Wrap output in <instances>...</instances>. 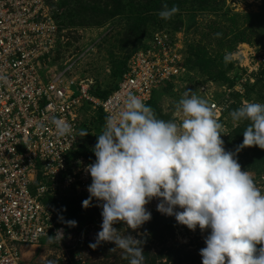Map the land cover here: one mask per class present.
Here are the masks:
<instances>
[{
    "label": "built area",
    "instance_id": "1",
    "mask_svg": "<svg viewBox=\"0 0 264 264\" xmlns=\"http://www.w3.org/2000/svg\"><path fill=\"white\" fill-rule=\"evenodd\" d=\"M60 1L0 0V75L7 77V85L0 84V264H23L25 253L58 229L63 231L60 243H47L65 251L72 264H85L101 222L68 231L43 200L69 190L89 195L90 163L76 168L83 159L74 153L81 143L78 133L86 124L84 114L93 118L99 110L105 117L115 114L128 93L146 104L158 87L191 74L179 32L159 28L129 56L108 97L96 96L93 82L73 76L71 66L50 65L64 38ZM214 83L222 88L220 94L214 93ZM199 87L210 98L218 120L232 86L209 80ZM53 117L64 118L72 133L58 137ZM152 200L145 205L151 219L158 212L164 220L185 226L157 211L159 200ZM113 226L123 235L126 224ZM104 243L115 248L114 242Z\"/></svg>",
    "mask_w": 264,
    "mask_h": 264
},
{
    "label": "clouds",
    "instance_id": "2",
    "mask_svg": "<svg viewBox=\"0 0 264 264\" xmlns=\"http://www.w3.org/2000/svg\"><path fill=\"white\" fill-rule=\"evenodd\" d=\"M178 11L176 5L163 4L157 15L167 20ZM233 59L225 53L223 62ZM0 84L7 85L6 76L0 75ZM177 107L184 117L179 124L158 118L128 93L122 108L105 117L92 148L95 161L86 166L91 183L82 206L88 207L93 198L103 202L100 230L89 246L111 241V250H124L129 264H143L140 241L119 234L113 225L123 222L137 229L151 219L145 205L157 198L160 213L190 230H210L199 250L202 264H264V192L223 147L221 124L205 98L185 92ZM229 115L233 121L249 122L237 151L253 145L264 149V103L242 102ZM51 123L58 137L72 133L62 117ZM87 134L80 130L78 136ZM64 223L75 227L77 221ZM47 236L49 242L60 243L63 231Z\"/></svg>",
    "mask_w": 264,
    "mask_h": 264
},
{
    "label": "rangeland",
    "instance_id": "3",
    "mask_svg": "<svg viewBox=\"0 0 264 264\" xmlns=\"http://www.w3.org/2000/svg\"><path fill=\"white\" fill-rule=\"evenodd\" d=\"M99 1L105 5L106 0ZM134 1L143 4L147 0ZM76 4L77 0H65L64 5L60 6L63 9L59 18L65 29L64 38L60 40L61 43L53 58L51 57L50 65L57 64L61 68L71 66L70 72L73 76L81 80H90L93 82L91 86L97 85L101 90H110L118 83L120 76H115L114 70L121 61L140 49L141 44L148 41L152 33L159 28L179 32L180 45L183 46L182 54L186 59L192 47L206 45L211 57L216 58L215 64L219 66L218 70L226 71L228 65L233 62V67L227 71V78L216 81L220 84L232 85V90L227 97L229 102L218 119L221 124V139L225 150L235 154L234 158L240 164L241 170H247L256 186L264 192V157L257 156L251 146L237 151L243 140L242 130L249 122L247 120L233 121L229 115L242 102L264 103V76L260 73L264 66V14L261 13L264 0H214L212 4L202 6L197 1L187 0L179 5V11L167 20L160 18L157 11L151 12L141 38H138L136 30L131 25L132 19L128 15L101 12L94 17H86L83 22L76 13ZM168 6L171 7V5ZM110 7L109 3L107 5L109 11ZM250 15L256 17L251 28H249L250 25L248 26ZM215 22L218 26L221 23L219 27L224 28V30L220 28L223 33L218 37V41L222 39L225 42L222 47H218L214 37H212L213 41L211 40L210 32H214ZM234 24H236L237 32L244 30L248 38V42L237 43L235 48L230 47L235 33L229 32L234 28ZM216 52L223 55L231 53L234 59L227 64L220 63V56ZM187 66L191 74L173 83L160 86L154 91L152 97L157 101L159 113L156 116L158 118L166 121L173 120L179 124L184 117L178 111L177 105L185 92L209 101L210 98H207L206 93L199 87L211 80L209 69L202 70L194 61H187ZM237 72L238 74L240 72L239 78L234 83ZM213 87L215 94L222 92V88L215 83ZM91 116V113H85L83 116V122L86 124L82 130L88 131V134L81 137V143L89 148L96 143L97 135L103 130V126H95L94 118ZM81 156L77 153V157ZM81 158L83 160L77 163L76 168L85 166L87 159L83 156ZM70 192L73 191H67L66 195L73 194ZM75 197L85 215L92 216L85 221L88 222L87 224L102 222V201L93 198L88 207H83L82 201L89 195L80 193ZM159 219L165 221L161 216ZM148 222L135 230L127 226L122 230L123 234L132 235L140 241L138 246L141 245L143 249V264H202L199 250L205 247L204 238L210 230L201 231L199 227L196 230H190L187 226L179 225L172 230L163 222L156 225H150ZM47 242V238H43L41 246L30 248L23 256V264H72L65 251ZM256 247L259 249L261 245ZM113 248L104 242H100L95 248L91 247L89 255H86L85 264H129L124 250L119 248L111 250Z\"/></svg>",
    "mask_w": 264,
    "mask_h": 264
},
{
    "label": "trees",
    "instance_id": "4",
    "mask_svg": "<svg viewBox=\"0 0 264 264\" xmlns=\"http://www.w3.org/2000/svg\"><path fill=\"white\" fill-rule=\"evenodd\" d=\"M71 1V0H70ZM187 0H147L145 3L140 4L136 3L134 0H109V2H105V5H103L99 0H77L76 4V13L79 14L78 16L81 17V21H85V18L90 16L94 17V15H97L98 13H122L124 15H128L132 21L131 25L133 28L136 30L138 38H141L144 34V29L148 23L149 20V14L153 11H159L162 9L163 4L167 5H176L177 7L181 5L183 2H186ZM197 1L199 5H209L214 2V0H194ZM65 0L60 1V6L64 5ZM110 3V11L107 8V5ZM263 11H264V5H263ZM261 10V13L264 14ZM250 19V22L248 24L249 28H251L252 24L255 22V18L253 15L248 16ZM234 21L237 22V20L233 17ZM248 19V20H249ZM234 28L230 29L229 32H234V41L230 45L233 46V48L236 47L237 43H242V42H248V38L244 34L245 31L243 32H237L236 30V24H234ZM219 26H221V23H219ZM218 24L215 22V30L214 32H210L211 40L213 41L212 37L216 39V42L218 43V47H222L225 42H223L222 39L218 41V37L215 35V33H220L222 35L221 29L224 30L223 27H219ZM247 26V28H248ZM221 28V29H220ZM144 46V43L141 44ZM141 46V47H142ZM189 55L187 58V61H194L196 65H198L202 70H208V73H211V80L213 81H218V80H224L227 78V71L233 67V62H231L228 65V68L226 71L224 69L218 70V65L216 63V58L211 57L210 50L207 48L206 45L199 46L198 48H193L189 50ZM218 56H220V63H223V54H220L219 52H216ZM194 57V58H192ZM129 56L120 62V64L117 66V68L114 70V75L115 76H121V74L124 71V68L126 66L127 60ZM205 70V71H206ZM218 71L216 74L213 72ZM261 76H264V66L262 70L260 71ZM240 74V72H239ZM238 72L235 74L234 77V83L236 80L239 78L238 77ZM229 80V77H228ZM233 84V81L231 82ZM230 85V84H229ZM232 86V85H230ZM117 87V84L110 90H101L97 85L93 86L92 92L100 97V98H107L108 95ZM146 105L150 106L153 110L155 115L159 113V109L157 107V101L155 98H151ZM105 122V115L101 110L96 112V118H94V124L97 127L104 126ZM243 131V130H242ZM239 131V132H242ZM95 143L93 144V146ZM87 147L85 144L80 143L77 148H75L74 153L77 152L79 155H82L84 158L87 159L89 163H92L95 161V155L94 152L92 151V148ZM253 150H255V153L257 156H263L264 157V149L259 148L258 146H251ZM263 159V158H262ZM73 195V194H72ZM64 195V196H50L47 195L44 197V203L48 206V208L55 214V216L58 219V223L63 225L68 231H75L83 227L85 224L88 222H85L86 220H89L90 217L92 216H86L84 211L82 210V207L78 204V200L76 199L75 195ZM60 217H63V220L60 219ZM91 219V218H90ZM67 220H75L77 221V224L75 227H70L64 221ZM160 222H163L165 225H167L170 229H174L176 225L172 221H162L159 219V213L157 212L155 216L148 222L150 225H156ZM83 225V226H82ZM259 245V244H257Z\"/></svg>",
    "mask_w": 264,
    "mask_h": 264
}]
</instances>
